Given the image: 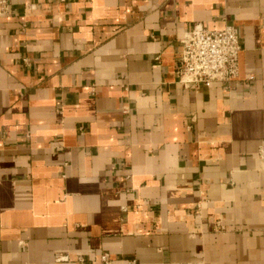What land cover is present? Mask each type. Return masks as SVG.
Listing matches in <instances>:
<instances>
[{"label":"crops","instance_id":"1","mask_svg":"<svg viewBox=\"0 0 264 264\" xmlns=\"http://www.w3.org/2000/svg\"><path fill=\"white\" fill-rule=\"evenodd\" d=\"M197 23L239 28L238 77L179 80ZM261 149L264 0L0 14V264H264Z\"/></svg>","mask_w":264,"mask_h":264},{"label":"built area","instance_id":"2","mask_svg":"<svg viewBox=\"0 0 264 264\" xmlns=\"http://www.w3.org/2000/svg\"><path fill=\"white\" fill-rule=\"evenodd\" d=\"M10 10V0H0V14ZM181 57L176 69L179 80L197 87L213 81H230L240 72V54L243 50L239 28L227 24L223 28L211 29L197 23L181 39ZM27 62V58H24ZM264 156V150L261 149ZM102 264H112L108 253L101 255ZM57 261H68L59 254ZM81 264L85 259L80 258Z\"/></svg>","mask_w":264,"mask_h":264}]
</instances>
